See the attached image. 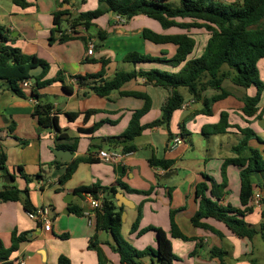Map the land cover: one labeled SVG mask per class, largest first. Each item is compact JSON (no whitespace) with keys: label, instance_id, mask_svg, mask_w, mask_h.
Returning <instances> with one entry per match:
<instances>
[{"label":"crops","instance_id":"0c3cea01","mask_svg":"<svg viewBox=\"0 0 264 264\" xmlns=\"http://www.w3.org/2000/svg\"><path fill=\"white\" fill-rule=\"evenodd\" d=\"M28 1L31 6L22 9L16 6L13 0H0V28L3 29L0 32V46L3 42L2 34L7 39L5 45L8 47L19 49L25 55L35 56L49 65L44 80L60 77L63 80L39 90L40 98L34 100L29 95L25 98L18 96L6 82L0 81V149L7 157L6 169L14 179L13 184H6L0 171L2 175L0 191L9 187L20 191V201L0 200V239L5 248H10L14 231L20 234L27 233V241L20 245L10 260L14 264L21 261H25V264H59L60 258L64 257L70 260L71 264H99L100 254L105 264H122L120 254L114 248L112 235L109 232H97L96 224H89L88 218L84 216L89 210L87 199L84 195L77 196L74 193L80 187L100 184L101 187L115 188L116 193L123 194L128 200V205L122 206L124 207L122 235L137 250L157 249L156 233L149 231L139 235V231L153 226L162 228L170 235V212L176 210V223L190 240L183 241L170 236L176 255L174 264H221L220 259L213 256L212 250L221 249L226 252V257L230 256L231 252L224 250V239L232 240L234 264H252L253 259L239 258L247 254L246 251L253 246V242L236 238L223 223L216 220L208 219L204 222L220 232L223 237L211 230L195 227L191 220L198 210L196 185L204 180V175H208L216 185H220L222 164L227 159L217 151L221 137L217 135L205 137L202 135L203 128L219 123L221 113L227 112L232 126L251 128L257 134L259 140L250 141V146L260 150L264 157V92L256 116L247 118L243 114L242 100L247 96L254 97L257 93L255 87L245 89L235 86L229 80L225 81L223 87L231 95L214 104L212 115L202 114V103L196 102L191 96L188 98L184 95V92L188 94V91L184 89L182 92L180 89L186 103L172 117L170 131L173 137L169 136L170 132L165 127L147 129L142 136L148 139L149 150L140 154L135 139L132 144L136 146V151L125 155L122 146L110 143L108 139L120 137L127 130L133 113L141 110L145 102L139 98L122 96L120 91L140 92L151 98L152 108L142 118L143 125L161 117V109L169 97V92L148 84L145 79L139 77L125 84L120 91L113 92L109 98H103L89 88L78 85L74 77L103 74L101 79L90 80L91 86L94 82L112 79L119 71L160 69L178 72L183 65L177 68L161 64L134 66L126 63L124 58L130 53L155 57L165 55L171 58L175 55L177 46L155 44L145 40L143 31L150 29L161 34H175L180 31L173 29L165 32L157 22L143 15L136 16L122 25L117 23L115 14L109 13L95 20L89 29L79 26L72 30L65 23L63 29L71 40L65 43L58 40L51 42L55 12L69 11L76 16L97 9L99 0ZM100 32L107 34L106 40H100ZM193 37L197 46L191 58H197L201 56L209 35L199 32L193 34ZM90 41L95 43L93 56L87 55ZM104 61L107 63L104 64ZM258 67L261 80L264 82V59L258 63ZM66 86L72 88L70 94L64 90ZM25 91L30 93V89ZM216 94L217 92L212 90L206 92L208 97ZM38 103L51 107V114L58 118L60 128L69 135L71 141H63L60 143L61 147H57L56 130L53 126H40L34 116ZM92 110L99 113L85 120L84 113ZM70 113H80V116L70 120L68 117ZM99 123H101L99 128L93 133L89 132ZM181 124H185L184 128L187 131L185 138L181 136ZM176 125L180 132L176 130ZM193 136H196L204 153L202 151L194 153L196 146L193 143L195 138ZM220 136L229 138L232 146H228L227 149L231 151L242 137L240 131L232 127L226 134ZM177 138L182 140L181 144H174ZM75 139L78 140L77 144L74 142ZM25 142L27 145L24 146ZM74 146L75 151L70 149ZM223 147L221 144L220 148ZM57 149L73 153L72 161L58 162L54 154ZM108 150L124 155L120 165L106 164L96 158L100 151ZM152 157L173 160L175 164L170 171H164L150 165L149 159ZM87 158L94 159V162L80 161ZM211 161L214 166L210 168ZM54 162L60 165H53ZM74 163L77 164L75 173L64 185L60 184L59 180L63 175L54 178V173L66 165L69 169ZM232 169L237 170V173L233 170L235 176L239 175L235 192L231 191ZM169 173L171 176L165 178ZM227 174L229 192L220 204L241 208L240 169L229 166ZM252 181L255 186L252 201L254 211L245 219L252 227L260 229L264 222L261 203L264 199V174H254ZM120 183L125 184L131 191L123 189ZM209 185L211 188L213 183L209 182ZM231 193L233 194L230 195ZM257 195H260V200L256 199ZM27 198L31 200L35 210L43 207L51 209L50 232L28 217V212L24 208V201ZM74 208L81 209V215L72 212ZM140 213L139 229L132 232L133 224ZM95 236L98 237V241L93 244L97 249H91V241ZM226 257L225 264H228ZM137 262L157 264V260L151 257L142 258Z\"/></svg>","mask_w":264,"mask_h":264},{"label":"trees","instance_id":"16d2710c","mask_svg":"<svg viewBox=\"0 0 264 264\" xmlns=\"http://www.w3.org/2000/svg\"><path fill=\"white\" fill-rule=\"evenodd\" d=\"M13 3L26 9L31 6L28 0H13ZM113 13L116 16H122L126 21H130L136 16H146L159 24L163 31L168 32L177 29L180 33L161 34L150 29L143 31V38L155 44H173L177 46L176 53L173 57L167 58L155 57L139 53H130L126 55L124 61L134 66L138 64H161L173 68L180 67L178 72H168L160 69L150 70H133L131 72L119 71L110 80H104L94 85L89 84L90 80H98L103 74L91 76L74 77L78 85L89 88L96 95L109 98L113 92L120 91L121 88L141 77L158 88L166 89L169 97L164 103L161 111L162 115L156 121L143 125L142 118L151 110L152 100L144 93L140 92H121L122 96H131L144 100L145 104L141 110L135 111L127 130L117 138L108 139L110 143L122 146L123 153H132L136 151V146L132 144L135 139L142 136L144 131L155 127H165L168 129L169 136L173 137L170 131V123L174 113L180 110L186 103L184 95L180 89H186L193 100L203 105L201 111L204 115H212V107L215 103L225 100L231 93L224 89L225 81H231L235 86L249 89L255 87L257 93L254 97L247 96L243 98V114L247 118L256 116L258 105L264 92V82L261 80L258 63L264 59V0H240L233 4H223L214 0H99L98 8L93 11L83 12L76 16L69 11H58L53 15L54 29L52 30L51 42L58 40L65 43L71 38L65 33L63 27L68 24L69 28L75 30L79 26L89 29L95 20L102 16ZM3 29L0 28V32ZM195 32V33H193ZM203 32L209 35V39L200 57L191 58L197 46L193 34ZM3 42L0 46V81L8 84V87L18 96L25 98L30 96L33 99H39V90L48 85L62 81L58 79L44 80L49 65L35 56L25 55L19 49L11 48L5 45L6 37L1 34ZM59 37V38H57ZM100 40L107 39V34L99 33ZM107 61H104V64ZM43 66L44 72L37 78H31L30 72L34 67ZM26 80H33L34 87L28 94L21 86ZM66 93H71V87H64ZM217 92L216 95L208 97L206 92ZM99 111L92 110L84 113L85 120L98 114ZM34 116L42 127L53 126L57 132L56 144L61 147V142L71 141L67 133L59 126L56 116L51 114L49 105L37 104ZM80 113H70V120H75ZM101 123L93 127L89 132H94ZM185 125V124H184ZM184 125H180L181 136L186 137L187 131ZM237 128L241 133L239 143L232 147L231 158L224 160L221 168L222 183L216 185L211 177L204 175V180L196 185L195 193L198 203V210L192 218V224L197 228L211 230L220 237L223 235L206 224L204 220L213 219L223 223L230 232L238 239H246L253 242L254 238L261 235L264 239V222L260 229L252 227L247 221L246 216L252 214L254 208L252 201L254 199V183L252 177L254 174H264V157L260 150L250 146V141L257 139V134L251 128H240L230 124V115L222 112L219 123L210 125L202 130V135L210 137L212 135L226 134L230 128ZM189 134V133H188ZM77 144L78 140H74ZM27 145V142L23 143ZM74 147H70L75 151ZM7 157L0 149V171L6 168ZM84 162H94V159H81ZM152 167L161 168L164 171H170L175 164L173 160L159 159L152 157L149 159ZM53 165H60L54 162ZM229 166H236L240 169L241 191L240 202L241 208H235L231 205L223 206L220 201L228 194V174ZM77 169V164L70 165L65 175L60 177V184L64 185L73 176ZM20 171L23 172L22 168ZM2 176V175H1ZM29 181V179H28ZM209 182L213 183L210 188ZM120 186L131 191L125 184ZM264 188V185H263ZM28 192V190H27ZM108 192H117L115 188L101 187L95 184L88 187H80L74 191L77 196L85 193H91L95 197ZM139 193V192H138ZM0 200L20 201V191L16 188L0 191ZM262 219L264 220V199ZM24 208L27 212H33L31 200L27 198L24 201ZM77 215H81V209L74 208L71 210ZM124 207H119L115 200L104 198L102 212L99 214L95 224L97 232H109L115 242V250L120 254L121 263L139 264L137 260L145 257L155 258L157 264H174L176 255L173 251V239L189 241L186 235L182 233L176 223V210H171L170 235L162 228L147 227L139 231V235L153 231L157 235V249L147 248L143 251L134 248L122 235ZM141 221V213L133 224L132 232H137ZM171 236V238H170ZM27 241V233L12 234L11 247L5 248L0 239V263L14 264L10 259L17 252L20 245ZM98 241L95 236L91 241L90 248L97 249L93 244ZM214 257L220 259L221 264H225L226 252L221 249H213ZM255 264L254 260H251ZM59 264H71L67 258H60ZM99 264H105L99 254ZM156 264V263H152Z\"/></svg>","mask_w":264,"mask_h":264},{"label":"built area","instance_id":"2783aa9c","mask_svg":"<svg viewBox=\"0 0 264 264\" xmlns=\"http://www.w3.org/2000/svg\"><path fill=\"white\" fill-rule=\"evenodd\" d=\"M116 21H117V23L122 24V25L127 23L125 18H123L122 16H118V15L116 17ZM94 52H95V43H94V41H90L88 43L87 55L93 56ZM75 82H77V80H75ZM21 86L24 89H31L34 87V82H33V80H26V81L21 83ZM181 143H182V140L180 138H177L174 141V144H176V145L181 144ZM123 157H124V155L122 153H119L117 151H109V150L108 151H100L96 155V158L99 161H102V162H104L106 164H110V165H120ZM0 178H2L1 175H0ZM83 195L86 197L87 203L89 206V210H87L84 213V216L86 218H88L90 225H94L99 214L102 212L103 201H104L105 196L100 195L99 197H95L91 193H85ZM256 199L260 200V195H257ZM50 212H51V209L49 207H43V208H40V209L35 210L33 212H28L27 214L31 220L36 221L37 223L43 225V228L45 231L50 232L52 230V222L50 219ZM19 264H25V261H21ZM123 264H127V263H123Z\"/></svg>","mask_w":264,"mask_h":264},{"label":"rangeland","instance_id":"374dc122","mask_svg":"<svg viewBox=\"0 0 264 264\" xmlns=\"http://www.w3.org/2000/svg\"><path fill=\"white\" fill-rule=\"evenodd\" d=\"M214 1L221 2L223 4L228 5V4L237 3L240 0H214ZM175 2H176V0H175ZM226 87H228V86H226ZM181 91L183 92L184 89L182 88ZM184 95H187L188 98L190 97V94L189 93L186 94V91L184 92ZM175 127H176V130L178 132H180L179 129H178V125H176ZM217 136L221 137V139H222L221 142H220V145L221 144L224 145V147L222 149L220 148V145L218 146V150H217L218 153L219 154H222L223 158H231L233 156L232 151L227 149L228 146L229 147L232 146L231 142H229V138L227 136H220V135H217ZM193 137H195V138H193V143L196 146V149H195V152L194 153H197V152H200V151H202V153H204L203 152L204 150L198 144V140H196L197 139L196 136H193ZM135 144L139 148L140 154L144 153V151H148L149 150L148 149L149 148V146H148V144H149L148 139L147 138H144V136H142V138H137L135 140ZM142 148L144 150H141ZM202 166H204V165L202 164ZM213 166H214L213 162L212 161L209 162V167L211 168ZM233 170L235 171V173H237V170L236 169H232V188L233 189H231V191L233 190L235 192L236 183H238L237 180H239V175L235 176L233 174ZM232 194L233 193H231L230 195H232ZM124 239L127 241V238L126 237ZM223 246L225 248L224 249L225 251L231 252V255L228 256V257H226L227 263L228 264H234L235 261H233V259H235V257H232V240H230V239H224ZM246 253L247 254H244L239 259H245V258H247V259H253L257 264H264V239L262 238L261 235H258L254 239L253 246L251 245L250 248H249V250H248V252L246 251ZM225 262H226V260H225Z\"/></svg>","mask_w":264,"mask_h":264},{"label":"water","instance_id":"95a60500","mask_svg":"<svg viewBox=\"0 0 264 264\" xmlns=\"http://www.w3.org/2000/svg\"><path fill=\"white\" fill-rule=\"evenodd\" d=\"M44 72V67L39 65L37 67H34L31 72H30V76L31 78H37L39 77L42 73ZM54 154L56 155V160L58 162H62V163H70L72 161L73 158V153H71L70 151H64L61 149H57L54 151ZM68 171V165H66L64 168L58 169L53 177L56 178L57 176H62L64 175L66 172ZM3 176H4V181L6 184L11 185L14 183V179L12 177V175L9 173L8 169H3L2 170ZM171 176V173L167 174L165 178H168ZM12 189V187H9V190ZM105 198L107 200H115V202L117 203V205L119 207H122L124 205H128V200L125 198V196L121 193H115V192H108L105 195Z\"/></svg>","mask_w":264,"mask_h":264}]
</instances>
